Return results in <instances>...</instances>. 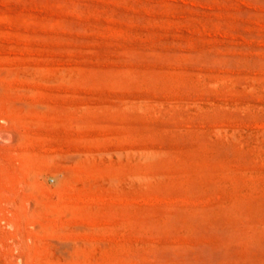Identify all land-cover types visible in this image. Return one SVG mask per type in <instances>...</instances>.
<instances>
[{
    "label": "rangeland",
    "instance_id": "obj_1",
    "mask_svg": "<svg viewBox=\"0 0 264 264\" xmlns=\"http://www.w3.org/2000/svg\"><path fill=\"white\" fill-rule=\"evenodd\" d=\"M0 264H264V0H0Z\"/></svg>",
    "mask_w": 264,
    "mask_h": 264
}]
</instances>
